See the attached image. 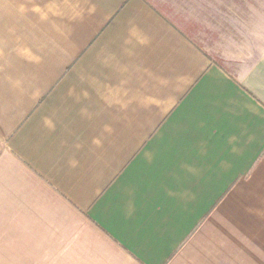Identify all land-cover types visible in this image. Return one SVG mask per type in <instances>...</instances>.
<instances>
[{
	"label": "crops",
	"instance_id": "obj_1",
	"mask_svg": "<svg viewBox=\"0 0 264 264\" xmlns=\"http://www.w3.org/2000/svg\"><path fill=\"white\" fill-rule=\"evenodd\" d=\"M0 264H264V0H0Z\"/></svg>",
	"mask_w": 264,
	"mask_h": 264
}]
</instances>
